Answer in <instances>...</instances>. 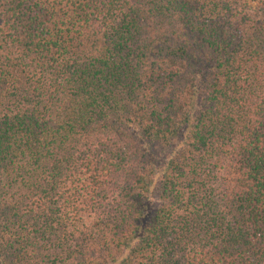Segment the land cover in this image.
<instances>
[{
	"label": "trees",
	"instance_id": "obj_1",
	"mask_svg": "<svg viewBox=\"0 0 264 264\" xmlns=\"http://www.w3.org/2000/svg\"><path fill=\"white\" fill-rule=\"evenodd\" d=\"M0 264H264V0H0Z\"/></svg>",
	"mask_w": 264,
	"mask_h": 264
}]
</instances>
